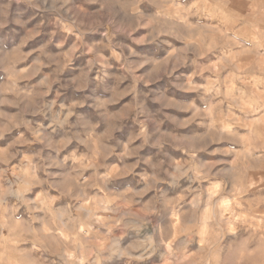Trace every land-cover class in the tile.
<instances>
[{
  "label": "clouds",
  "instance_id": "clouds-1",
  "mask_svg": "<svg viewBox=\"0 0 264 264\" xmlns=\"http://www.w3.org/2000/svg\"><path fill=\"white\" fill-rule=\"evenodd\" d=\"M225 19L264 38V0H0V264H264V86L201 67Z\"/></svg>",
  "mask_w": 264,
  "mask_h": 264
},
{
  "label": "rangeland",
  "instance_id": "rangeland-1",
  "mask_svg": "<svg viewBox=\"0 0 264 264\" xmlns=\"http://www.w3.org/2000/svg\"><path fill=\"white\" fill-rule=\"evenodd\" d=\"M224 24L225 27L220 28V32H224L225 35L218 36L216 41L219 55L214 56L212 60L208 61L207 65L201 66L202 69L209 65L212 67V71L205 72L204 75L209 76L219 71L223 58L228 56L231 58L234 67L225 68L223 72H220L221 76L228 74L230 71L233 74L239 73L241 77H244V74L247 73V78L252 81L256 88L264 86L261 83L264 81V38L255 33L241 35L235 28L225 31L229 27L227 19L224 20ZM225 203L227 205V202ZM178 224L177 219L173 222L172 228L175 229Z\"/></svg>",
  "mask_w": 264,
  "mask_h": 264
}]
</instances>
